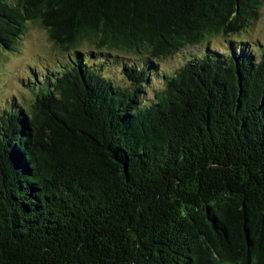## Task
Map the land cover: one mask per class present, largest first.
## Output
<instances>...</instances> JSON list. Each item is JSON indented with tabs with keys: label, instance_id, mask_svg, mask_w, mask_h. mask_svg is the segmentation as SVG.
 I'll list each match as a JSON object with an SVG mask.
<instances>
[{
	"label": "trees",
	"instance_id": "trees-1",
	"mask_svg": "<svg viewBox=\"0 0 264 264\" xmlns=\"http://www.w3.org/2000/svg\"><path fill=\"white\" fill-rule=\"evenodd\" d=\"M263 4L0 0L1 51L66 56L0 112V264H264Z\"/></svg>",
	"mask_w": 264,
	"mask_h": 264
},
{
	"label": "rangeland",
	"instance_id": "rangeland-1",
	"mask_svg": "<svg viewBox=\"0 0 264 264\" xmlns=\"http://www.w3.org/2000/svg\"><path fill=\"white\" fill-rule=\"evenodd\" d=\"M233 39L242 42L244 45L253 47L257 44L264 45V4L260 8L258 18L245 31ZM215 50H223L227 41L223 38H214L206 42ZM205 46V45H203ZM201 47H187L178 52L172 58L159 62L158 71L169 72L179 67L188 55L199 54ZM66 56H62L58 48L48 39L44 29L37 25H30L26 34L18 41L14 51L3 52L0 49V112L9 101L17 103L18 98L27 102L31 98L30 87L26 76L29 70L35 73L36 78L41 79L47 73H50L60 61H64ZM119 67H111L105 74L115 80L117 83H123L119 73ZM148 97L153 90L161 87L158 78H152L149 84Z\"/></svg>",
	"mask_w": 264,
	"mask_h": 264
}]
</instances>
